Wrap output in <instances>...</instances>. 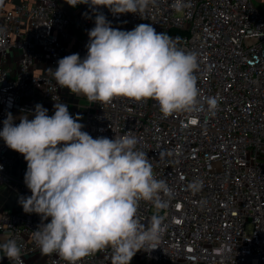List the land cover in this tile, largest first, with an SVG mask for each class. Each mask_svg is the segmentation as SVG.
I'll return each mask as SVG.
<instances>
[{
  "label": "built area",
  "instance_id": "obj_1",
  "mask_svg": "<svg viewBox=\"0 0 264 264\" xmlns=\"http://www.w3.org/2000/svg\"><path fill=\"white\" fill-rule=\"evenodd\" d=\"M173 3L156 0L144 18L100 11L113 27L151 24L197 53L200 109L164 117L151 99L117 97L99 105L77 96L85 103H74L70 114L82 117L83 130L93 138L134 135L155 177L173 190L162 196L166 206L160 210L140 202L143 223L159 211L167 228L156 249L137 252L136 264H264V11L253 0H185L181 11ZM76 7L74 21L56 0H22L10 7L0 0V130L9 112L18 124L37 103L49 115L62 103L61 89H69L60 88L48 69L73 53L83 58L87 30L94 27L89 6ZM208 97L217 100L211 113ZM0 166V187L31 195L24 183L26 161L2 139ZM193 182L195 189L189 187ZM40 223L20 204L3 209L0 243L15 238L28 264V256L40 253L32 235ZM110 256L107 249L79 264H111ZM43 261L67 264L55 254L43 255ZM0 264L13 261L0 251Z\"/></svg>",
  "mask_w": 264,
  "mask_h": 264
},
{
  "label": "clouds",
  "instance_id": "obj_2",
  "mask_svg": "<svg viewBox=\"0 0 264 264\" xmlns=\"http://www.w3.org/2000/svg\"><path fill=\"white\" fill-rule=\"evenodd\" d=\"M65 2L74 8L88 5L94 27L87 30L83 58L73 53L48 69L60 88L99 105L117 97L151 99L164 117L200 109L197 53L178 47L170 35L158 33L151 24L141 23L132 30L113 27L100 11L107 8L113 16L132 13L144 18L156 0ZM186 6L185 0H174L172 5L176 11ZM204 103L210 113L217 108L215 97ZM53 109L49 115L37 103L19 117L18 124L9 112L0 130V139L27 163L24 183L31 195L20 197L18 203L26 214L41 219L32 231L40 253L79 264L110 249L111 264H130L137 252L156 249L167 228L164 217L158 211L143 223L139 204L150 202L160 210L166 206L162 196H171L173 190L155 177L138 139L131 134L93 138L83 130L82 117L70 114L66 104L56 102ZM189 187L195 189L197 182ZM0 251L13 264H24L15 238L0 243Z\"/></svg>",
  "mask_w": 264,
  "mask_h": 264
},
{
  "label": "crops",
  "instance_id": "obj_3",
  "mask_svg": "<svg viewBox=\"0 0 264 264\" xmlns=\"http://www.w3.org/2000/svg\"><path fill=\"white\" fill-rule=\"evenodd\" d=\"M22 0H1V4L5 7H10L11 5H13L14 3L20 2ZM59 4H61L62 6H64L65 8H67V10L69 11V14L72 18V20H76V8L77 7H71L69 6L65 0H56ZM259 2V6H260V10L264 11V0H257ZM254 3V0H253ZM255 5V4H254ZM256 6V5H255ZM257 7V6H256ZM258 8V7H257ZM72 99L69 98L68 95H63V100L62 103L66 104L68 106L69 112L71 113L74 110V102L71 101ZM9 192L13 193V191L11 189H9L6 186H1L0 187V212L5 208H7L8 210L13 208L12 206H6L9 202L11 203V200L9 196ZM8 197V198H7ZM136 256L133 257L132 261L130 262V264H136L137 260L135 258ZM28 259V264H44L43 261V255L40 253H37L35 255H31L27 257Z\"/></svg>",
  "mask_w": 264,
  "mask_h": 264
},
{
  "label": "rangeland",
  "instance_id": "obj_4",
  "mask_svg": "<svg viewBox=\"0 0 264 264\" xmlns=\"http://www.w3.org/2000/svg\"><path fill=\"white\" fill-rule=\"evenodd\" d=\"M254 4L258 7V9L260 8L259 2L257 0H254ZM61 92H63L62 94L64 96L65 95H68L67 93H69L68 96H69L70 99H72L71 101L74 102V103H77V102H79L80 104L85 103V99H79L75 94L73 95L72 93H70V91H68L66 93V91H64L63 89H61ZM77 98L79 100H77ZM8 197H10V199H12V200H11V203L9 202L6 206H9V207H11V206L13 207L14 206L15 207V206H18L19 205V203H18V200L20 199V195L19 194L15 193V192H13V193H10L9 192V196ZM5 210H8V209L5 208ZM135 258L137 260V257H135Z\"/></svg>",
  "mask_w": 264,
  "mask_h": 264
}]
</instances>
